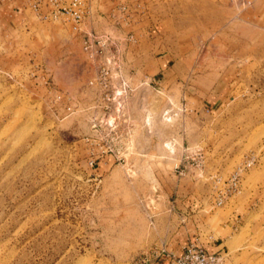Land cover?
Listing matches in <instances>:
<instances>
[{
  "label": "rangeland",
  "instance_id": "374dc122",
  "mask_svg": "<svg viewBox=\"0 0 264 264\" xmlns=\"http://www.w3.org/2000/svg\"><path fill=\"white\" fill-rule=\"evenodd\" d=\"M84 2L100 56L53 5L0 0V264H152L186 222L224 264H264V0Z\"/></svg>",
  "mask_w": 264,
  "mask_h": 264
},
{
  "label": "built area",
  "instance_id": "2783aa9c",
  "mask_svg": "<svg viewBox=\"0 0 264 264\" xmlns=\"http://www.w3.org/2000/svg\"><path fill=\"white\" fill-rule=\"evenodd\" d=\"M85 0H70L67 3L61 2L60 0H30V5L33 9H39L45 2L53 5V8L49 11L53 16L62 15L67 20L71 21L73 29L78 32L85 33L83 40V50L90 57L100 56L103 54L106 37L103 35L94 34L91 31H83L81 24L83 21V6ZM91 85H95L98 88L99 95H101V100L105 101L107 104L117 103L118 107H115L114 112L120 114L122 112L121 108V97L125 96L127 92V81L123 78L115 80L112 77V71L110 70L109 63H101L97 68L96 76L90 80ZM98 124L93 123L92 128H97ZM112 124H109L108 127H111ZM96 130V129H95ZM189 156L186 155V158ZM201 153L195 152V155L192 159H196L197 162L201 161ZM254 159L251 158L246 160L243 164L239 165L237 169L231 174L228 179V187L223 194V197L228 195L231 191H234L238 187V183L243 171L247 167L252 165ZM92 163V162H91ZM178 167V165L176 166ZM222 200L219 201V204ZM165 250L163 249L162 252ZM160 254V253H159ZM157 254L155 257L159 256ZM166 256L171 258L174 264H224L222 256L217 252H210L205 249V247L199 244L196 241L190 242L187 246L183 248V251L180 254H174L172 252H167ZM147 257L143 259L144 262H147L151 259ZM151 264V263H150Z\"/></svg>",
  "mask_w": 264,
  "mask_h": 264
},
{
  "label": "crops",
  "instance_id": "0c3cea01",
  "mask_svg": "<svg viewBox=\"0 0 264 264\" xmlns=\"http://www.w3.org/2000/svg\"><path fill=\"white\" fill-rule=\"evenodd\" d=\"M220 83V82H218ZM221 83L225 84L226 81L223 80ZM222 100L224 99V97H221ZM220 98V99H221ZM188 207V206H187ZM190 210V209H189ZM188 216V209H187V214ZM193 229L192 227L188 226V223L186 222L185 226H184V232H182V230L178 229L177 232H174L173 234V240L176 242L177 244V250L176 252H173L174 254H177L179 251H183V248L185 246H187L190 242H193L195 241V237H193V233L192 230ZM202 245V244H201ZM205 247V249L207 251H210V252H214V251H217V250H213L214 247H211L210 245H203ZM181 252H179L178 254H180ZM152 264H174L171 260V258H168V257H160L159 259H157L156 261H154Z\"/></svg>",
  "mask_w": 264,
  "mask_h": 264
}]
</instances>
